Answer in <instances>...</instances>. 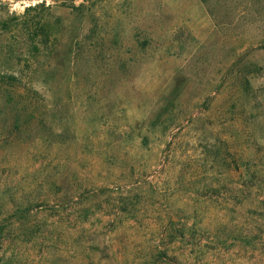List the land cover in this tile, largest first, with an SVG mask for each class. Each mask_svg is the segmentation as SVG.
Wrapping results in <instances>:
<instances>
[{"label":"rangeland","instance_id":"obj_1","mask_svg":"<svg viewBox=\"0 0 264 264\" xmlns=\"http://www.w3.org/2000/svg\"><path fill=\"white\" fill-rule=\"evenodd\" d=\"M1 1L54 52L0 100V264H264V0Z\"/></svg>","mask_w":264,"mask_h":264},{"label":"trees","instance_id":"obj_2","mask_svg":"<svg viewBox=\"0 0 264 264\" xmlns=\"http://www.w3.org/2000/svg\"><path fill=\"white\" fill-rule=\"evenodd\" d=\"M43 7L29 6L21 15H16L9 13L8 9H5V3L0 0V34H25L22 38L0 39V100L4 103L2 107L13 106L17 115L19 114L15 111L16 106L22 104L21 109L27 111L31 104L28 100L32 101L33 94L37 95L30 87L31 81L45 77L40 60L46 53L54 50L49 24L40 17L31 16V13ZM3 13L7 16L5 20L2 18ZM2 107L0 115L4 113ZM236 238L243 242L247 239L242 234Z\"/></svg>","mask_w":264,"mask_h":264}]
</instances>
